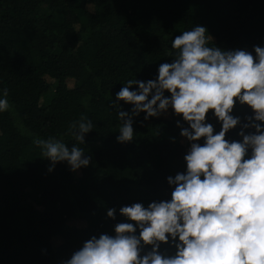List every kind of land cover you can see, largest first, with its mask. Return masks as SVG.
<instances>
[{
    "label": "trees",
    "instance_id": "16d2710c",
    "mask_svg": "<svg viewBox=\"0 0 264 264\" xmlns=\"http://www.w3.org/2000/svg\"><path fill=\"white\" fill-rule=\"evenodd\" d=\"M195 23L214 44L251 52L264 45V0H0V89L10 104L0 112V264H61L91 235L111 234L125 219L120 206L166 198V176L184 169L180 117L169 110L145 121L141 112L134 139L120 143L112 101L128 79H154L172 60L171 39ZM232 114L251 110L235 105ZM81 117L93 123L78 145L90 164L57 162L49 172L33 140L71 147L69 124ZM207 118L218 131L211 110ZM238 130L225 138L241 139Z\"/></svg>",
    "mask_w": 264,
    "mask_h": 264
},
{
    "label": "clouds",
    "instance_id": "9594fccd",
    "mask_svg": "<svg viewBox=\"0 0 264 264\" xmlns=\"http://www.w3.org/2000/svg\"><path fill=\"white\" fill-rule=\"evenodd\" d=\"M170 48L171 62L160 63L154 79H128L115 93V139H134L133 118L141 112L146 121L171 110L187 141L183 171L166 176V198L120 206L125 219L111 234L91 235L61 264H264V45L251 52L225 49L195 23L175 35ZM121 100L130 110H121ZM237 103L251 110L243 120L232 114ZM9 108L8 89H0V112ZM209 110L218 131L208 122ZM237 125L241 139L225 138ZM92 129L81 117L69 124L77 142L71 147L55 137L33 144L50 161L49 172L57 162L75 171L91 162L78 145ZM116 214L115 207L106 209L108 218Z\"/></svg>",
    "mask_w": 264,
    "mask_h": 264
},
{
    "label": "rangeland",
    "instance_id": "374dc122",
    "mask_svg": "<svg viewBox=\"0 0 264 264\" xmlns=\"http://www.w3.org/2000/svg\"><path fill=\"white\" fill-rule=\"evenodd\" d=\"M236 105H237V106H242V105H240L239 103H237ZM182 144L185 145V143H184L183 141H182ZM98 145H99V143H98L97 141H94V142H93V147H94V148H97ZM186 149H187V146H186ZM21 216H22V215H21Z\"/></svg>",
    "mask_w": 264,
    "mask_h": 264
}]
</instances>
